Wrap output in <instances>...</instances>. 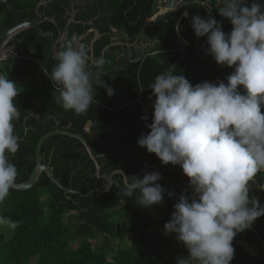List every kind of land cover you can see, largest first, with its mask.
<instances>
[{
  "label": "trees",
  "instance_id": "1",
  "mask_svg": "<svg viewBox=\"0 0 264 264\" xmlns=\"http://www.w3.org/2000/svg\"><path fill=\"white\" fill-rule=\"evenodd\" d=\"M157 0H9L0 2V35L25 20H33L36 9L43 16H55L62 27L75 15L69 33L61 44L75 34L78 38L89 32L82 43L94 59L104 57L106 63L99 78L93 80V103L84 113L65 110L58 104L60 86L50 74L56 61L50 37L28 29L12 40V48L20 57H9L0 64V74L15 72L28 81L18 90L15 104L21 117L15 122L20 136L18 152L10 157L18 170L16 182L26 181L36 167V149L40 138L56 129L79 133L91 145L100 164V177L96 166L81 141L64 134L50 136L42 145L43 162L53 169L61 183L76 191L88 193L99 188L105 190L113 175L112 187L105 192L88 196L66 193L46 173L30 189H11L0 203V218L10 226L0 231V264H116L107 254L116 248L115 258L121 264H176L178 258H187L188 251L176 239L175 233L165 234L164 224L174 211L181 194L192 196L189 178L179 165H162L155 154L140 147L138 139L148 133L146 124L152 122L153 103L151 86L158 74L172 72L184 75L195 86L204 81L225 82L233 69L218 65L207 53L206 37H197L191 25L192 17L212 15L228 34L231 22L219 14L223 0H213V10L207 13L200 5L192 4L187 16L181 11L164 16L166 24H147L154 14ZM264 4V0H245ZM181 17V18H180ZM179 27L188 39L186 53L182 55L169 36ZM43 31L56 26L45 21ZM95 30L99 36L96 37ZM93 30V31H92ZM96 72L93 67L91 69ZM104 81L114 89L107 95ZM240 91L244 92L242 86ZM152 97L149 99V97ZM264 112V108H262ZM147 117V120L143 119ZM88 126V131L86 127ZM142 178L145 171H156L158 181L166 190L159 205L157 221L151 211L141 206L139 193L128 198L123 194L124 176ZM249 198L264 205V170L248 184ZM172 193V195H168ZM134 221L133 229L140 232L141 244L123 250V235L115 245L110 237L118 235L120 221ZM12 222L16 226H12ZM155 226H157L155 229ZM161 234L164 240L154 243ZM97 240L96 243L93 241ZM234 258L231 264H264V216L250 229L237 233L233 239ZM120 264V263H119Z\"/></svg>",
  "mask_w": 264,
  "mask_h": 264
},
{
  "label": "clouds",
  "instance_id": "2",
  "mask_svg": "<svg viewBox=\"0 0 264 264\" xmlns=\"http://www.w3.org/2000/svg\"><path fill=\"white\" fill-rule=\"evenodd\" d=\"M223 4L218 11L231 22L230 33L211 14L192 17L191 25L197 37H206L207 53L215 62L233 69L227 83L204 81L193 86L184 75L158 74L151 86L152 122L137 141L162 165H179L193 190L192 196L178 197L163 226L165 234L175 233L188 251V257L178 258L176 264H231L234 237L264 216V205L250 200L248 187L264 170V4L249 5L245 0ZM54 59L50 77L60 86L56 102L65 110L86 112L94 100L93 80L99 78L105 58L93 60L74 34ZM98 86L107 95L114 94L103 80ZM19 92L14 81L0 74V203L18 176L10 157L20 147L15 131L21 117L15 104ZM161 179L156 171H145L142 178L125 176L123 194L130 198L138 192L143 207L159 205L166 193L158 183ZM6 222L0 218V223Z\"/></svg>",
  "mask_w": 264,
  "mask_h": 264
},
{
  "label": "water",
  "instance_id": "3",
  "mask_svg": "<svg viewBox=\"0 0 264 264\" xmlns=\"http://www.w3.org/2000/svg\"><path fill=\"white\" fill-rule=\"evenodd\" d=\"M9 0H0V2H8ZM36 18L33 20H25L21 23H18L17 25H14L13 27L8 28L7 30H5L1 35H0V57H2L4 51L8 48L10 42L12 40L15 39V37H17L19 34H21L22 32L34 28L36 29L40 35L42 36H47L50 37L52 40V50H53V54L58 50V44L59 42L63 41L66 39L68 33H69V26L72 22H75V15H73L67 22L65 27H62V25L60 24L59 20L55 17V16H43L40 12H39V6L36 9ZM45 21H50L52 22L58 32L59 35L58 37L55 36V34L52 31H43L41 29V24ZM93 31V30H92ZM96 33V37L99 36L97 30H95ZM90 32V31H89ZM85 33L84 35L80 36L79 42L82 43L83 39L87 36V34L89 33ZM55 134H64L67 136H71L73 138L78 139L79 141H81L83 143V145L85 146L89 156L91 157V159L94 161L95 166H96V174L98 177H100V164L97 161L96 156L93 153L92 147L91 145L88 143V141L79 133H75V132H71L67 129H56L53 131H50L48 133H46L45 135H43L38 144H37V149H36V167L34 169V171L32 172V174L30 175V177L21 183L15 182V184L13 185V189H17V190H27L32 188L40 179V176L42 173H46L48 175V177L56 184L58 185L62 190H64L66 193H75V194H79L81 196H88L91 195L93 192H105L106 190H100L99 188H95L91 191H89L88 193H82L80 191H76V190H72L66 186H64L61 181L59 179H57L54 176L53 173V169L51 167H49L48 165H46L43 162V158H42V154H41V149H42V145L45 142L46 139H48L50 136L55 135ZM115 173H121L124 176V181H125V176L126 173L122 170L116 171ZM113 174H111V176L108 178V182L109 184H113ZM112 187V186H111ZM110 187V188H111ZM109 188V189H110ZM108 189V190H109ZM107 190V191H108Z\"/></svg>",
  "mask_w": 264,
  "mask_h": 264
},
{
  "label": "built area",
  "instance_id": "4",
  "mask_svg": "<svg viewBox=\"0 0 264 264\" xmlns=\"http://www.w3.org/2000/svg\"><path fill=\"white\" fill-rule=\"evenodd\" d=\"M192 4L200 5L207 13H211L213 10V0H157L154 4L155 15L163 17L168 13L181 11V17H183L186 16L185 13L188 14L189 7ZM162 22L166 24L168 20L163 19ZM169 36L175 42L176 49L182 55H184L186 53L189 42L188 39L180 32L179 27L176 26V28ZM9 57L17 58L20 56L12 48H7L4 51L2 57H0V64Z\"/></svg>",
  "mask_w": 264,
  "mask_h": 264
},
{
  "label": "rangeland",
  "instance_id": "5",
  "mask_svg": "<svg viewBox=\"0 0 264 264\" xmlns=\"http://www.w3.org/2000/svg\"><path fill=\"white\" fill-rule=\"evenodd\" d=\"M8 79L11 81H14L19 88H21L20 90H23L26 86L28 81H26V79L22 78L21 76H18L15 72L10 73L8 76ZM86 130L88 131V126L86 127ZM148 208V207H147ZM149 209V208H148ZM150 210V209H149ZM158 209H153V211H151V219L155 222L157 221L158 218V214L159 212L157 211ZM133 225H134V221L132 220H124V221H120L118 222V224L116 225V229L118 232V235L116 237H114L113 235L109 238L110 242L112 244H117L119 242V234L120 236L123 235V239H122V247L125 244V247H123V250L130 251L132 246H136L138 247L141 244V238H140V232L135 231L133 229ZM10 224L8 222L6 223H0V231H6L8 230ZM157 226H155L152 229H155ZM164 240V237L159 234L157 236V240L154 241V243H161ZM94 243L97 242V240L93 241ZM107 254L110 256L111 259L115 260L116 264H121V260L115 258L117 255V250L116 248H114V250H110L107 252ZM2 261L4 260L3 257L0 258Z\"/></svg>",
  "mask_w": 264,
  "mask_h": 264
},
{
  "label": "crops",
  "instance_id": "6",
  "mask_svg": "<svg viewBox=\"0 0 264 264\" xmlns=\"http://www.w3.org/2000/svg\"><path fill=\"white\" fill-rule=\"evenodd\" d=\"M163 19H164V16L163 17L162 16L160 17L159 15H155V10H154V14L151 17H149V18L146 19V23L147 24H152V23L162 24V20Z\"/></svg>",
  "mask_w": 264,
  "mask_h": 264
}]
</instances>
